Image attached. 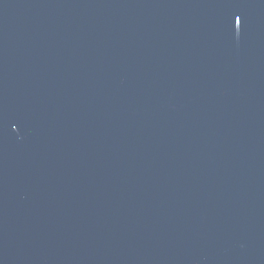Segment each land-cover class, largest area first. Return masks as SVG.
<instances>
[{
    "label": "water",
    "instance_id": "95a60500",
    "mask_svg": "<svg viewBox=\"0 0 264 264\" xmlns=\"http://www.w3.org/2000/svg\"><path fill=\"white\" fill-rule=\"evenodd\" d=\"M0 264H264V0H0Z\"/></svg>",
    "mask_w": 264,
    "mask_h": 264
},
{
    "label": "snow or ice",
    "instance_id": "6c2138e0",
    "mask_svg": "<svg viewBox=\"0 0 264 264\" xmlns=\"http://www.w3.org/2000/svg\"><path fill=\"white\" fill-rule=\"evenodd\" d=\"M237 20H239V16H237V18H236Z\"/></svg>",
    "mask_w": 264,
    "mask_h": 264
}]
</instances>
